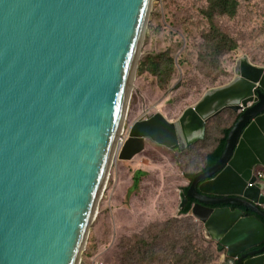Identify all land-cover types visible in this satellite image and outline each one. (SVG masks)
I'll use <instances>...</instances> for the list:
<instances>
[{
	"label": "water",
	"instance_id": "1",
	"mask_svg": "<svg viewBox=\"0 0 264 264\" xmlns=\"http://www.w3.org/2000/svg\"><path fill=\"white\" fill-rule=\"evenodd\" d=\"M150 7L0 0V264H80L112 162L140 152L144 139L183 149L225 108L238 116L218 160L186 192L196 200L190 213L224 249V264H264V244L241 253L264 241V184L252 174L264 167V67L241 56L227 84L174 121L160 112L135 120L120 142ZM179 199L176 211L182 191Z\"/></svg>",
	"mask_w": 264,
	"mask_h": 264
},
{
	"label": "rangeland",
	"instance_id": "2",
	"mask_svg": "<svg viewBox=\"0 0 264 264\" xmlns=\"http://www.w3.org/2000/svg\"><path fill=\"white\" fill-rule=\"evenodd\" d=\"M205 6L206 0H151L132 75L121 143L135 120L160 112L174 121L205 91L227 84L234 78V66L241 56L264 67V0H242L234 17L215 18L221 31L235 40L239 54H216L215 45L205 36L209 30L201 13ZM164 51L172 56L174 67L162 85L163 75H155L154 71L158 54ZM229 110L225 108L207 121L206 128L211 130L197 144L173 150L146 141L144 149L131 158L112 162L80 264H93L95 260L105 264H150L156 257H162L161 264H190L175 261L187 247L191 248L190 260L197 264L224 263L221 254L216 255L220 252L216 245L205 241L203 233L204 240L186 247L181 238L185 223H180L178 214V220L173 222L162 216L176 210L180 200L181 183L175 192L170 176L182 181L184 175L200 172L204 150L215 144L220 127H224L217 123L228 118ZM211 132L215 133L210 135ZM162 171L169 175L158 191V173ZM197 244L204 245L207 254L200 253Z\"/></svg>",
	"mask_w": 264,
	"mask_h": 264
},
{
	"label": "trees",
	"instance_id": "3",
	"mask_svg": "<svg viewBox=\"0 0 264 264\" xmlns=\"http://www.w3.org/2000/svg\"><path fill=\"white\" fill-rule=\"evenodd\" d=\"M241 1L242 0H206V6L201 11L202 15L207 19L208 24H209V30L205 36L211 45H215L217 55L222 54L224 52H234L235 54H239L238 52L239 46L236 44L233 38H231L226 33L221 31V29L218 27L215 21V18L217 15L234 17ZM173 67H174V60L167 51H164L158 54V62L156 63V69L154 71V74L158 76L163 75V80H160L162 85L166 84L167 79L170 77V75H172ZM236 116H238L236 112L229 110L228 118L225 121H219L217 123V124H223L224 127L223 128L220 127L221 129L220 134L215 144L209 148H205L203 162L201 164V167H200L201 169L199 173H202L206 171L207 169H209L211 166H213L215 162L218 160V158L220 157L225 147L226 137L231 128L232 122L235 120ZM206 124H205V136L202 139L192 144H197L207 138L208 129L210 131L211 128H208V127L206 128ZM214 133L215 132H211L209 134L211 135ZM199 173L197 174L193 173L190 175L186 174L185 176L191 177L193 179ZM180 188L186 191L188 186L187 185L180 186ZM195 202H196L195 199L187 198L183 209H181L178 213L180 217V223L181 224L185 223L181 227L182 233H183V236L181 238L185 241L186 247L191 242H198V241L204 240L202 238V226H201L200 221L196 219V217L190 213V205L191 203H195ZM225 206L236 207V204L219 203V204L212 205V207H225ZM249 214H254V213L251 210H249L248 215ZM259 218L264 223V218L261 216ZM167 220L173 222L175 220H178V216L168 217ZM214 244L217 247V244L216 243ZM197 248L200 253L207 254V248L204 245L197 244ZM190 253H191L190 247L183 249L182 253L179 256H177V259L175 261L182 262V263L189 262L190 264H197V261L190 260V256H189ZM220 254L221 253L218 252L216 255H220ZM220 256L222 257V254ZM206 260H209V258H207ZM161 263H162V257H158V258L156 257L150 264H161Z\"/></svg>",
	"mask_w": 264,
	"mask_h": 264
},
{
	"label": "crops",
	"instance_id": "4",
	"mask_svg": "<svg viewBox=\"0 0 264 264\" xmlns=\"http://www.w3.org/2000/svg\"><path fill=\"white\" fill-rule=\"evenodd\" d=\"M216 115H218V114H216ZM216 115H214V116H216ZM237 117V116H236ZM166 118V117H165ZM236 119V118H235ZM168 120V119H167ZM235 121V120H234ZM234 121H233V123H234ZM232 123V124H233ZM232 126V125H231ZM146 141H150V142H153V141H151V140H148V139H144V144H145V142ZM156 143V142H155ZM191 145V144H190ZM144 149V148H143ZM180 150V149H179ZM142 151V150H141ZM139 153V152H138ZM137 154V153H136ZM135 155V154H134ZM133 155V156H134ZM254 170H258L259 172H262V173H264V167H262V166H260V165H256V166H254ZM260 168V169H259ZM262 169V170H261ZM169 174H166V173H164L163 171L162 172H159L158 173V191L160 190V189H162L163 187H164V184H163V182H164V177H166V176H168ZM263 176V175H262ZM171 178H172V180H173V190L175 191V192H178V186H179V184H180V186H185V185H187L188 186V188L186 189V191H184V190H182V188H180V191L179 192H183V194L186 196V200H187V198H189L188 196H187V194H186V192H187V190L189 189V187H190V185H191V183H192V181H193V179L195 178H191V177H186L185 175L183 176V180L182 181H179V178L178 177H176V178H174L173 177V175L172 176H170ZM203 179V178H202ZM263 179V178H262ZM262 179H260L261 180V182H262ZM177 181H179V182H177ZM263 183V182H262ZM264 184V183H263ZM178 192V193H179ZM185 203H186V201L183 203L184 205H185ZM194 203H191V205H190V208H191V206L193 205ZM229 204H233V203H229ZM237 206V205H236ZM184 207V206H183ZM183 207L181 208V209H183ZM210 207V206H209ZM225 207H228V208H236V207H231V206H225ZM214 208H216V207H214ZM219 208H224V207H219ZM180 209V210H181ZM177 210V209H176ZM176 210H174V211H172V213L171 214H168L167 216H162V218H168V217H174V216H176V214H178L179 213V211H176ZM261 210L264 212V207H261ZM258 217H260V216H258ZM200 223H201V221H200ZM203 223H201V226H202V233H203V238L205 239V240H207V241H212V242H214V243H216V241L214 240V237H212L210 234H208L209 233V229H206L205 227H204V225H202ZM211 228H215L217 231H221L222 230V227L220 226V225H218V224H212V226H211ZM217 244V249L220 251V253L222 254V257H223V253H224V249L223 250H220L219 248H218V243H216ZM260 254H258V256H259ZM95 261H97V260H95ZM95 261H93V263L95 262ZM99 261H102V260H99ZM224 261H226V259L224 260ZM103 262V261H102ZM224 264V263H223Z\"/></svg>",
	"mask_w": 264,
	"mask_h": 264
},
{
	"label": "flooded vegetation",
	"instance_id": "5",
	"mask_svg": "<svg viewBox=\"0 0 264 264\" xmlns=\"http://www.w3.org/2000/svg\"><path fill=\"white\" fill-rule=\"evenodd\" d=\"M259 169H260V168H259ZM261 170H262V169H261ZM263 171H264V170H263ZM260 173L264 176V173H262V172H260ZM236 207H237V206H236ZM248 211H249V209H243V213H244V214L247 213V215H248ZM249 215H252V214H249ZM263 244H264V241L258 243V244L255 245V246H251V247H249V248H247V249L241 251V253H242V255H243V254H248V253H250L252 250H254V249H256V248H260ZM247 256L252 257L250 254H248ZM236 259H239L238 255H237ZM226 260H228V258H226ZM232 260H233V264H236V260H235V259H232Z\"/></svg>",
	"mask_w": 264,
	"mask_h": 264
},
{
	"label": "built area",
	"instance_id": "6",
	"mask_svg": "<svg viewBox=\"0 0 264 264\" xmlns=\"http://www.w3.org/2000/svg\"><path fill=\"white\" fill-rule=\"evenodd\" d=\"M254 175L256 176V178L260 179V178H263L264 179V176H262V174L258 171V170H255L254 171ZM257 181H261V180H257ZM93 264H105L104 262L102 261H95Z\"/></svg>",
	"mask_w": 264,
	"mask_h": 264
},
{
	"label": "clouds",
	"instance_id": "7",
	"mask_svg": "<svg viewBox=\"0 0 264 264\" xmlns=\"http://www.w3.org/2000/svg\"><path fill=\"white\" fill-rule=\"evenodd\" d=\"M255 171V170H254ZM254 171L252 172V174L254 175ZM255 176V175H254ZM255 179H256V181L257 180H260V179H262V178H260V179H258V178H256V176H255ZM261 182V181H260ZM244 215H247V214H244Z\"/></svg>",
	"mask_w": 264,
	"mask_h": 264
},
{
	"label": "bare ground",
	"instance_id": "8",
	"mask_svg": "<svg viewBox=\"0 0 264 264\" xmlns=\"http://www.w3.org/2000/svg\"><path fill=\"white\" fill-rule=\"evenodd\" d=\"M124 119H125V117H124ZM123 125H124V120H123ZM118 135H119V132H118ZM120 139V138H119ZM118 138H117V140H119ZM104 187H105V183H104ZM96 215V214H95Z\"/></svg>",
	"mask_w": 264,
	"mask_h": 264
}]
</instances>
